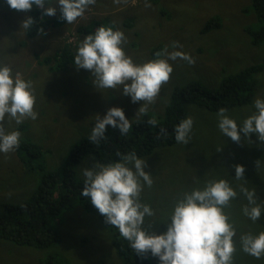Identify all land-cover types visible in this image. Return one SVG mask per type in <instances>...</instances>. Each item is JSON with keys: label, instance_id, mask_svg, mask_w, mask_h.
<instances>
[{"label": "rangeland", "instance_id": "374dc122", "mask_svg": "<svg viewBox=\"0 0 264 264\" xmlns=\"http://www.w3.org/2000/svg\"><path fill=\"white\" fill-rule=\"evenodd\" d=\"M52 3L57 7V14L47 17L58 23L61 20L59 5H55L56 0ZM253 9V0H127L119 5L113 0H97L79 20L107 19L109 26L115 22L114 30L124 32L127 37L125 52L136 64L155 59L156 53L162 52L165 46L173 51L174 41L183 45L175 50L193 57V65L180 59L169 61L174 69L171 79L162 88L155 104L148 106L146 114L157 121L165 118L176 89L199 82L206 89L216 91L225 80L239 72L263 66L257 75L259 86L253 103L227 111L240 125L255 112V100L264 99V44L254 43V33L261 30L263 23ZM36 11L43 12L35 5L29 12L14 10L6 0H0V64L10 66L14 74L19 72L25 80L33 82L38 112L35 121L29 119L17 125L6 118L4 123L6 131L21 132V141L31 140L39 145L46 154L49 168L57 169L65 161L72 144L90 136L97 115L103 119L109 109L121 108L131 124L145 115L137 116L143 102L132 103L131 97L122 94V88L97 89L90 71L77 67L58 69L51 63L46 64V58L55 55L58 47H76L81 42L75 34L78 19L73 27L60 24L39 32L30 40L28 29H22L21 25ZM208 26L213 30L203 33ZM110 93L115 96L114 100ZM185 112L186 118L194 120L191 142L187 145L176 143L142 157L148 165L145 171L152 175L154 184L150 189L145 186L141 202L149 204L156 212L154 217L145 218L144 228L163 234L167 231L173 206L183 193L194 188L203 189L208 181L223 179L239 194L231 207L225 209L235 221L237 230L238 251L234 264H264V258L256 259L244 253L239 242L243 234L264 232V219H260L258 225L243 214L242 209L248 201L240 193L241 186L250 191L255 189L257 203L264 206V143L255 134L247 137L241 132L239 143L223 136L218 128L217 113L207 107L188 104ZM107 129L114 128L109 125ZM218 147L223 150L217 152ZM20 158L17 150L0 153V208L10 203H23L36 188L37 183L32 178L21 180L14 176L15 172L23 170ZM96 163L99 162L93 155L85 156L78 169L79 178L85 180L83 169L92 168ZM237 165L245 168L243 180L235 179ZM63 216L59 233L64 244L59 250L71 258L72 264H94V257H103L105 264H122L109 228L99 216L88 214L81 207ZM86 239L93 242L87 248L93 252L92 256L77 245L66 246L70 240L80 244ZM43 259L45 255L34 249H21L0 240V264H40ZM150 261L161 264L152 255Z\"/></svg>", "mask_w": 264, "mask_h": 264}, {"label": "clouds", "instance_id": "9594fccd", "mask_svg": "<svg viewBox=\"0 0 264 264\" xmlns=\"http://www.w3.org/2000/svg\"><path fill=\"white\" fill-rule=\"evenodd\" d=\"M97 0H56L61 19L72 24L82 18L90 6ZM117 5L127 0H113ZM11 9L29 12L33 5L43 10L45 16H55L57 7L52 0H6ZM48 7H45V5ZM35 21L28 17L22 22V29H32ZM112 26H102L94 34L87 35L74 57L77 69L88 70L95 78L94 86L98 89L119 90L124 96L131 97L132 103L142 101L137 116L146 115L148 106L155 104L161 90L170 79L174 69L169 61L178 59L195 64L189 54L180 49L178 41L171 44L173 51L165 46L156 58L143 64H136L129 57L124 46L127 37L123 31ZM43 32V29H40ZM37 97L31 80H25L19 72L13 73L10 66L0 64V153L9 154L20 147L21 132L5 129V120L15 121L17 125L26 120L35 121ZM255 112L240 125L227 114L226 108L217 113L218 128L223 136L239 143L241 132L250 137L255 134L264 143V99L257 98ZM136 116V117H137ZM147 123L157 126L156 119ZM118 128L122 135H127L132 127L121 108L113 107L103 119L95 118V126L89 141L98 145L106 140L108 126ZM194 120L183 119L175 128L177 143L187 145L192 140ZM160 137L167 135V129L160 128ZM223 149L218 147L217 152ZM121 162L110 164L96 163L94 167L83 169L84 187L81 195L87 198L99 214L105 217V223L118 229L120 235L129 242L136 255L146 257L151 253L161 264H234L238 249L235 237L236 224L225 211L237 199L238 192L226 180L208 181L203 189L194 188L177 199L169 216L167 231L163 234L147 231L145 218L154 217L156 212L146 203L141 202L145 186L153 187L154 180L145 169L146 160L139 158L135 151L128 154L117 153ZM259 163V162H258ZM236 180H243L245 168L235 166ZM240 193L248 204L242 209L243 214L256 223L264 212V206L257 203L255 189L240 187ZM241 250L256 258H264V232L251 233L239 237Z\"/></svg>", "mask_w": 264, "mask_h": 264}, {"label": "trees", "instance_id": "16d2710c", "mask_svg": "<svg viewBox=\"0 0 264 264\" xmlns=\"http://www.w3.org/2000/svg\"><path fill=\"white\" fill-rule=\"evenodd\" d=\"M253 7L257 19L263 23L261 30L254 33V43L261 46L264 44V0H253ZM31 17L35 24L32 29L28 30L27 38L30 40L38 35L41 28L43 31H49L51 27L67 23L62 19L58 23L55 20H50L40 11L32 13ZM69 25L73 27L74 23ZM109 25L110 22L107 19L99 20L91 17L90 20L80 21L78 18L75 34L82 42L87 35L94 34L97 28ZM219 26L217 22L216 27ZM211 30L213 27L208 26L203 33H208ZM81 42L78 43L79 46ZM78 45L76 47H72V45L58 47L55 55L47 57L45 63H51L53 68L58 69L76 67L74 57ZM262 70L263 66H259L241 71L225 80L220 89L216 91L206 89L199 82H193L184 88L176 89L171 104L166 109L165 118L159 120L157 126L149 125L147 121L152 118L145 115L139 122L132 123L131 130L127 135H122L118 128L107 129L105 132L107 139L102 140L98 145L89 141V136H84L72 144L65 161L57 169L49 168L46 154L39 145L31 140L21 141L17 153L21 156L23 170L19 173L14 170V176L20 177L21 180L32 178L37 184L33 194H30L23 203H10L0 208V240L10 242L21 249H34L45 255L44 262L41 260L40 264H72L71 258L59 250L60 246L64 244V239L59 233V226L65 213L76 207H81L88 214L99 216L105 226L109 228L113 247L122 264H151V253H148L146 257L136 255L129 242L120 235L118 229L105 223V217L100 215L90 201L81 195L84 180L79 178V166L88 155L96 157L101 164H110L121 162L117 153L126 155L135 151L137 156L142 158L157 149L175 145L177 142L174 128L183 119H186V105L207 107L213 113H218L220 108L232 111L236 108L247 107L253 103L259 86L257 75ZM110 98L114 100L115 96L110 93ZM160 128L167 129L166 136L160 137ZM260 219H264V212ZM92 243L91 239H86L80 244H77V240H70L66 246L77 245L92 256L93 252L87 250ZM94 264H105V260L103 257H94Z\"/></svg>", "mask_w": 264, "mask_h": 264}, {"label": "bare ground", "instance_id": "6f19581e", "mask_svg": "<svg viewBox=\"0 0 264 264\" xmlns=\"http://www.w3.org/2000/svg\"><path fill=\"white\" fill-rule=\"evenodd\" d=\"M42 212V211H41ZM40 213V212H39ZM51 235V234H50ZM61 238V237H60Z\"/></svg>", "mask_w": 264, "mask_h": 264}]
</instances>
